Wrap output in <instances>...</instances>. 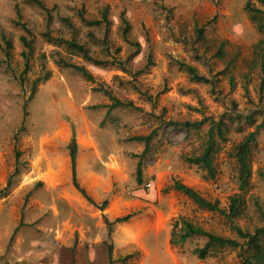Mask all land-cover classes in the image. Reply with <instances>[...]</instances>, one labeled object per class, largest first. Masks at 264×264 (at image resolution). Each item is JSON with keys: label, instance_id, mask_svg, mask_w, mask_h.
Returning a JSON list of instances; mask_svg holds the SVG:
<instances>
[{"label": "rangeland", "instance_id": "374dc122", "mask_svg": "<svg viewBox=\"0 0 264 264\" xmlns=\"http://www.w3.org/2000/svg\"><path fill=\"white\" fill-rule=\"evenodd\" d=\"M39 1L47 12L31 0H0V264L236 263L237 252L227 248L198 258L201 238L170 244L180 218L235 238L221 215L199 209L172 186L179 181L223 209L238 193L231 154L264 123V30L248 20L247 0ZM105 7L107 26L81 21L101 20ZM47 38L73 40L112 65L95 67ZM60 59L84 66L94 82L58 66ZM179 63L208 82L192 81ZM100 87L126 107L108 110L110 99L95 91ZM195 121L204 122L199 129L182 125ZM219 121L225 139L211 180L184 157L199 153ZM151 133L144 154L145 144L134 138ZM73 138L77 165L92 164L98 174L90 190L76 174L92 203L71 181ZM250 161L246 207L235 224L252 232L264 220V127ZM102 186L105 195L95 201ZM123 196L129 207L108 221L100 206ZM142 201L149 212L137 206ZM125 216L124 225L139 229L134 237L124 238L121 223L108 234L105 220Z\"/></svg>", "mask_w": 264, "mask_h": 264}, {"label": "trees", "instance_id": "16d2710c", "mask_svg": "<svg viewBox=\"0 0 264 264\" xmlns=\"http://www.w3.org/2000/svg\"><path fill=\"white\" fill-rule=\"evenodd\" d=\"M33 1L41 10L47 12V8L39 0ZM260 8H258V7ZM264 0H247L244 5V10L248 15V20L256 27L258 31L264 30ZM108 8L105 7L102 14L101 20L89 21L85 18H81V21L87 26H99L104 24L108 25ZM128 28H125V33ZM48 37V36H47ZM49 42H61L64 43L67 48L72 51L74 54H77L82 57V59L95 67H107L112 65L111 62L106 60H99L93 58L88 50L85 49L82 45L76 43L75 41H63L60 38H47ZM58 66L63 69H70L74 73L80 75L84 80L89 82H94L92 74L82 65H76L71 62H67L64 59L57 61ZM181 68H184L185 72L189 75L190 79L195 82L207 83L208 80L199 75L192 66L179 63ZM262 82L261 88L264 87V66H262ZM49 74L42 79L35 80L33 85V90L36 88L37 83H41L48 79ZM97 92H103L106 97L111 101V105L108 106V110L115 108L126 107L127 104L120 102L119 100L111 95V93L104 88H95ZM130 105V104H128ZM232 114V113H229ZM231 117V115H230ZM240 117V115H238ZM247 120H251L250 116H247ZM204 121H195L185 122L182 124L186 130L199 129L202 126ZM264 123L261 127L257 128L254 132L247 133L243 139L234 147V150L231 154V157L234 159L236 164L237 172V184H238V193H235L228 197V206L227 209L220 207L219 202L209 201L204 199L199 193L194 191L192 188L182 184L179 181L173 183L172 188L183 194L191 200L199 209L206 210L208 212L216 213L221 215L225 222L229 224L230 231L234 234L235 238L222 237L216 235L213 232L204 230L202 227L193 224L187 219L180 218L175 221L172 231L170 234V244L173 246L182 245L189 239L192 238H201L205 240L203 247L197 248L195 254L200 259H204L208 254L215 249H231L237 252V262L234 264H264V220L261 221V226L255 227L253 231H248L239 227L235 222L241 218L244 213V208L246 207L245 193L250 186V178L252 175L251 170V161L250 154L252 146L256 143V139L260 129H263ZM154 133L149 134L148 136H140L134 138V140L143 142L145 144V153L148 151V147ZM225 139V124L222 121L217 122L215 126L210 127L206 133L204 142L202 143L199 153L192 156H185L184 161L189 165L197 166L199 169L205 172V176L208 179H214L217 175V170L215 166V156L218 150V141ZM69 149L70 157V171H71V181L75 189L89 202L92 203L91 199L88 198L86 193L79 187L76 178V157H77V145L75 139L71 140ZM137 182H141V166L140 163L137 165ZM264 178V175L262 176ZM106 202L100 206V210H103ZM129 217H124L116 219L113 223H109L105 220L110 233L111 227L116 223H123L128 221Z\"/></svg>", "mask_w": 264, "mask_h": 264}, {"label": "crops", "instance_id": "0c3cea01", "mask_svg": "<svg viewBox=\"0 0 264 264\" xmlns=\"http://www.w3.org/2000/svg\"><path fill=\"white\" fill-rule=\"evenodd\" d=\"M78 172L79 173L81 172V174L83 175L82 179L83 181H85V183H87L89 187V188L87 187V189L90 190L93 187L92 180L98 177V174L96 173L97 171L94 169V166L92 164H89L86 170H83V168L80 165L78 166L76 162V174ZM103 192H104V188L102 186L98 189L97 193H95V196H93L95 201H99L100 199L103 198V196L105 195ZM104 202L107 203L106 204L107 206L105 205L106 209L104 207L103 210L105 209V213L107 214L108 221L112 220L118 213H120V215L125 213L126 208L129 207V202H127L124 196L122 197V199L117 197V198H114L113 200H107ZM137 206L141 209L145 208L147 212H149L151 210L150 208H152L149 202L147 203L144 201L139 202ZM116 219H119V218H116ZM124 224L125 222L121 223V227L119 228V231L124 233L123 235L124 238L134 237L135 233L139 231V229L134 230L133 228L131 229L130 226L124 225Z\"/></svg>", "mask_w": 264, "mask_h": 264}]
</instances>
